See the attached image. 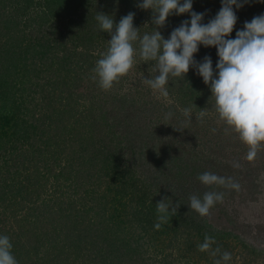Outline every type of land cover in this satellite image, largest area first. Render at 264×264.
Instances as JSON below:
<instances>
[{
    "label": "trees",
    "instance_id": "obj_1",
    "mask_svg": "<svg viewBox=\"0 0 264 264\" xmlns=\"http://www.w3.org/2000/svg\"><path fill=\"white\" fill-rule=\"evenodd\" d=\"M35 1L0 0V235L9 237L18 264H151L144 256L150 243L157 247L154 242L169 240L198 248L206 235L215 239L211 248L219 247L221 254L239 248L248 255H263L248 225L244 230L227 219L228 226H219L189 208L190 196L202 198L216 187L199 181L197 190L188 169L177 173L183 157L165 126L175 128L181 120L150 128L138 95L106 92L92 76V84L86 85L88 75L81 83L77 80L90 75L111 39L98 28L97 13L111 15L115 23L135 13L133 25L142 36L155 31L152 10L137 7L143 0ZM238 3L243 7L233 6L238 19L231 39L245 21L261 15L264 6V0ZM220 8L221 0H193L192 11L205 14L204 24ZM190 19L188 13L170 15L158 30L168 39ZM134 47L138 49V43ZM205 56L211 57L215 70L217 49L200 45L194 59L202 62ZM135 64L143 77L158 74L154 62L145 63L138 53ZM166 87L172 97L163 104L149 95V86L146 92H135L150 96L143 107L155 103L149 108L176 114L183 102L205 105L211 97L192 67L185 80L170 78ZM152 146L150 161L146 151ZM153 166L160 175L150 173ZM245 170L254 171L250 165ZM166 176L176 182L163 180ZM48 185L51 194L44 196ZM165 196L179 207L156 230V204ZM90 209H96L94 223ZM259 229L264 231V225ZM220 258L218 254L211 260Z\"/></svg>",
    "mask_w": 264,
    "mask_h": 264
},
{
    "label": "clouds",
    "instance_id": "obj_2",
    "mask_svg": "<svg viewBox=\"0 0 264 264\" xmlns=\"http://www.w3.org/2000/svg\"><path fill=\"white\" fill-rule=\"evenodd\" d=\"M233 6L239 9L243 4L238 0H221L219 12L204 24L205 14L192 11L193 0H183V3L181 0H143L137 7L152 10L155 31L142 36L140 29L133 25L135 13L129 12L119 23H115L111 15L97 13L98 28L108 33L111 39L106 52L96 62L93 78L102 90H111L132 69L138 53L145 63L154 62L153 71L158 73L154 78H144L143 83L167 98L169 91L166 85H169L170 78L185 80L190 67L195 68L210 88V98L214 99L219 119L227 126L226 130L238 134L240 141L247 145V159L252 161L264 147V14L255 16L251 22L245 21L243 30L237 31L235 39H231L230 34L238 19ZM185 13L190 15V21L184 20L165 39L158 29L165 26L170 15ZM136 43L138 49L134 47ZM200 45L217 49L219 59L215 70L210 56H205L202 62L194 59ZM182 114L190 123L191 107L184 108ZM172 115V112L166 113L165 120H170ZM206 115L205 108L201 109L197 119L202 121ZM233 166L239 167L238 164ZM198 180L210 188L222 186L237 191L240 188L231 177L212 172L200 174ZM223 199V192L210 190L202 198L190 196L188 206L201 217H206L210 209L216 203H222ZM178 207L179 203L173 206L167 196L157 202L155 229L159 230L162 224L168 223L177 214ZM214 243L215 239L206 235L198 250L210 252L213 257L221 255L214 264L230 261L231 253L224 251L221 254L219 247L213 250L211 245ZM12 247L9 237L0 235V264H18L11 252Z\"/></svg>",
    "mask_w": 264,
    "mask_h": 264
},
{
    "label": "rangeland",
    "instance_id": "obj_3",
    "mask_svg": "<svg viewBox=\"0 0 264 264\" xmlns=\"http://www.w3.org/2000/svg\"><path fill=\"white\" fill-rule=\"evenodd\" d=\"M36 1L38 3L40 0ZM5 2L8 3L7 0H5ZM36 8L37 6L33 10H36ZM259 10L264 14V6H261ZM33 15L36 16L37 14L34 13ZM135 65L134 63V69L128 73V76H125L123 82H120V85L117 84L118 86L114 85L109 91H129L134 96L138 95V103L143 108L144 112L142 114L145 115V122L150 123V128L155 127L157 124L176 122L178 120L182 121V124L179 125V121L177 123L179 126L175 128L170 127L169 124L165 126L168 138L174 139L175 141L172 142L177 144L176 152L183 157L179 161L181 167L177 170V173L188 169L192 173V177H194V186L197 190L201 189L198 186V176L205 170L206 172H212L219 176L231 177L234 182L238 183L240 185L238 191L236 189L215 186L216 190L224 193V199L222 203L218 202V205L211 209L208 218H210L211 222L219 226H228V224H226L228 220L242 225V229L244 230H247L246 226L248 225V232L252 231L249 236L253 242L261 246V248H264V231H260L259 229V226L264 225V147H261L252 161H249L247 159V145L240 141L238 134L232 132L230 129L226 130L227 126L219 119L214 108V99L211 98H209V102L205 105L192 106L190 104L186 105L184 102L180 105L182 110L186 107H191L192 117L190 123L187 118L183 116L182 110L179 114L173 112L172 118L165 121L166 113H164V111L156 108L153 109L152 107L155 103L147 104L143 107L144 101L145 99L150 100L149 95H151L153 99L159 101V104H163L165 101H170L172 96H170L169 93V96L164 98L160 96L158 91L152 89L148 91L150 92L148 96H144V92H142V94H140L141 92L136 93L135 91L141 88L146 92L148 86H143V80L146 77H143L141 73L138 72ZM87 73L77 79L80 81L79 83L85 81V79L83 80L84 75H88L89 77L85 83L86 85L92 84L93 76H95L93 69L90 75ZM91 76L92 79H90ZM149 105L152 106L151 109ZM155 106L158 108L157 105ZM204 108L207 111V115L201 121L197 119V117L201 109ZM167 129L171 130L172 137H169ZM213 129H215L214 132L212 131ZM153 152V146L146 151V155H150L148 156L150 157V161L154 159L151 157ZM225 160H227V163L224 162ZM220 162H222V164L219 166L218 164H220ZM214 164H216V166H214ZM234 164H238L239 167H234ZM248 165L254 169L252 174L246 173L247 170L245 169ZM148 169L151 174L153 171L156 176L160 175L159 167L153 166ZM143 171H145V169H143ZM155 171L158 172L155 173ZM162 179L169 182H176L174 179L177 178L171 177L169 179L168 176H166L165 178L162 177ZM51 188V185H48L44 196L51 194ZM89 205L91 206V204ZM95 211L96 209L89 210L90 215H92V217L90 216L92 223H94V221L96 222ZM249 225H251V227H249ZM136 233L138 235L137 237L143 234L140 232ZM143 235L145 236V234ZM198 242H200V240ZM154 243L158 246L155 247L153 243H150L151 247L147 249L144 255L151 264H214L211 260L214 257L210 255V252H201L197 247H190L191 245H189L187 248L184 244L180 246L177 244L178 242H170L169 240H165V243H160L159 241ZM233 246H235V244H233ZM240 250L239 248L234 251H231L230 248L227 249V252L231 253L232 259L225 263L264 264V254L259 256L254 254L248 255L249 253L242 251L244 249ZM207 257H210V262L206 260Z\"/></svg>",
    "mask_w": 264,
    "mask_h": 264
}]
</instances>
